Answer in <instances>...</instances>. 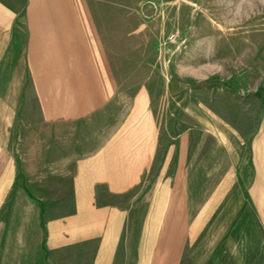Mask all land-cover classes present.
Returning a JSON list of instances; mask_svg holds the SVG:
<instances>
[{"label": "crops", "instance_id": "1", "mask_svg": "<svg viewBox=\"0 0 264 264\" xmlns=\"http://www.w3.org/2000/svg\"><path fill=\"white\" fill-rule=\"evenodd\" d=\"M144 1L0 0V264H205L188 206L214 158L173 144L151 82L125 102ZM243 176L264 226V123Z\"/></svg>", "mask_w": 264, "mask_h": 264}, {"label": "rangeland", "instance_id": "2", "mask_svg": "<svg viewBox=\"0 0 264 264\" xmlns=\"http://www.w3.org/2000/svg\"><path fill=\"white\" fill-rule=\"evenodd\" d=\"M145 4L153 7L141 32H147L150 45L126 46V57L135 60L125 63V102L143 82H151L154 102H160V128L169 131L173 144L184 135L194 137L189 142L193 166L214 158L205 166L204 189L190 196L188 206L191 234L200 229L204 238L199 255L204 263L264 264L260 210L243 188L251 142L264 123V0ZM176 30L179 37L169 40ZM196 137L205 138L203 145ZM234 159L235 188L218 189L228 182ZM60 178L63 211L68 175Z\"/></svg>", "mask_w": 264, "mask_h": 264}, {"label": "built area", "instance_id": "3", "mask_svg": "<svg viewBox=\"0 0 264 264\" xmlns=\"http://www.w3.org/2000/svg\"><path fill=\"white\" fill-rule=\"evenodd\" d=\"M152 1L158 2L160 4H169V3H173V2H181V1L185 2L187 0H152ZM179 35H180L179 31L176 30L169 35V40L174 41L179 37Z\"/></svg>", "mask_w": 264, "mask_h": 264}]
</instances>
